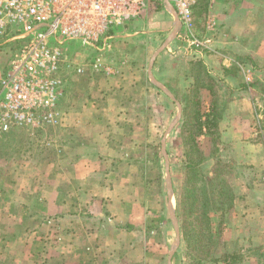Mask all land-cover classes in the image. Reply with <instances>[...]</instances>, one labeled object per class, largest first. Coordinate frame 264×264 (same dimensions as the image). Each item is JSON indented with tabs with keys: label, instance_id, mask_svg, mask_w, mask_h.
Masks as SVG:
<instances>
[{
	"label": "rangeland",
	"instance_id": "1",
	"mask_svg": "<svg viewBox=\"0 0 264 264\" xmlns=\"http://www.w3.org/2000/svg\"><path fill=\"white\" fill-rule=\"evenodd\" d=\"M168 3L173 6V0H149L139 15L108 30V46L104 48L103 41L97 48L83 47L78 41L68 43V56L84 58L86 63L102 52L112 72L86 70L73 76L55 122L39 128L17 126L0 133V209H13V224L23 221L25 227H34L38 218L20 209H53L51 202L58 195L55 185L61 181L67 184L75 174L87 170L98 174L104 187L112 185L114 179L119 180L118 185L129 183L131 196L137 195L135 199L144 203L142 216L148 219L145 237L151 245L137 249V259L141 260L135 264H167L171 247L173 264L212 261L221 247L222 225L217 212L230 205L216 194L210 198V221L217 230L210 257L199 262L182 238L175 241L166 161L172 207L181 227L188 221L184 222L179 205L185 188L183 121L188 131H194L199 116L213 110L221 117L234 96H248L255 112L252 125L256 133L249 139L264 142V0H196L190 30L180 29ZM160 47L150 69L151 57ZM12 49L10 43L0 44V78ZM198 50L216 56L219 75L211 73L200 54L197 56ZM227 77L229 81L235 78L236 84L230 85ZM196 139L202 149V173L217 171L228 192L240 173L260 174L257 168L243 164L240 150L233 146L235 140L218 129ZM260 187L264 189V185ZM96 197L91 199L93 209ZM83 199L76 193L77 201ZM41 215V220L52 226L51 214ZM0 218H5L4 213ZM11 250L14 255L27 253L17 245ZM36 250L35 245L31 254ZM106 253L111 259L119 257L120 250ZM131 257L126 254L121 261L120 256L119 264L134 263ZM142 257L144 262H140Z\"/></svg>",
	"mask_w": 264,
	"mask_h": 264
},
{
	"label": "crops",
	"instance_id": "2",
	"mask_svg": "<svg viewBox=\"0 0 264 264\" xmlns=\"http://www.w3.org/2000/svg\"><path fill=\"white\" fill-rule=\"evenodd\" d=\"M172 7L174 10V6ZM174 11H172L173 15ZM199 54L211 73L213 71L218 73L219 64L215 61L216 56L201 50H198L197 56ZM247 75V79L251 78L250 74ZM225 80L230 85L236 84L235 78L229 81L227 77ZM212 112L213 110L200 116L201 119ZM254 118L251 99L239 95L234 96L228 109L217 120L216 129L235 140L233 146L240 150L243 164L257 168L260 174L253 177L240 173L235 177V186L230 190L229 209L217 212L220 214L219 221L222 225L221 247L214 253L212 261L207 264H264V189L260 187L264 185V142L249 139V136L255 137L256 134L252 125ZM85 167H88L86 159ZM91 171L94 172L93 169ZM169 176L171 178L170 173ZM97 177L98 174L88 173L86 170L79 176L75 174L72 179L67 180V184L64 181L57 183L55 186L58 195L51 202L53 209H39L34 212L29 207L20 209L21 213L32 212L38 218L34 227H25L23 221L19 223L16 221L13 224V209H6L5 212L0 209V217L3 213L5 215L3 220L0 218V263L119 264L120 259L123 261L126 254H132L131 258L134 262L132 264L141 260L140 257L137 259V249H145L147 245H151V241L145 237L148 219L146 220V215L142 216L144 203L140 199H135V197L139 198L137 195L131 196L129 183L123 186L119 182L118 185L119 180L114 179L112 185L104 187ZM132 188L134 189L133 186ZM54 192L55 187L52 195ZM76 193L84 196L82 202L76 200ZM94 195L97 197L93 209L90 203ZM171 196L169 209L173 208ZM48 213L52 216V226L41 220L43 216L41 214ZM46 227L48 231H45ZM178 227H180L179 223ZM211 228L213 233L217 230L213 220ZM16 245L27 253L14 255L11 248ZM35 245L37 253L31 254ZM171 248L166 259L167 264H173L174 251L171 253ZM114 250L117 252L120 250L119 257L122 258L106 257V252ZM144 260L143 258L140 262Z\"/></svg>",
	"mask_w": 264,
	"mask_h": 264
},
{
	"label": "built area",
	"instance_id": "3",
	"mask_svg": "<svg viewBox=\"0 0 264 264\" xmlns=\"http://www.w3.org/2000/svg\"><path fill=\"white\" fill-rule=\"evenodd\" d=\"M148 1L0 0V44L13 45L0 78V133L55 122L73 76L86 70L112 72L102 52L86 63L68 56L66 46L71 41L90 48H97L100 41L103 48L108 46V30L139 15ZM195 2L173 0L177 21L186 30L193 25Z\"/></svg>",
	"mask_w": 264,
	"mask_h": 264
},
{
	"label": "trees",
	"instance_id": "4",
	"mask_svg": "<svg viewBox=\"0 0 264 264\" xmlns=\"http://www.w3.org/2000/svg\"><path fill=\"white\" fill-rule=\"evenodd\" d=\"M218 116L215 111L202 120L199 116L194 131H188L187 122L183 121L185 164L184 197H179V205L186 225L180 227L185 246L192 249L199 262L210 257L214 244V233L209 216L210 198L215 194L226 199L230 204L231 195L217 171L204 175L200 170V155L202 154L196 137L201 134H211L217 127ZM186 216V218H185Z\"/></svg>",
	"mask_w": 264,
	"mask_h": 264
},
{
	"label": "water",
	"instance_id": "5",
	"mask_svg": "<svg viewBox=\"0 0 264 264\" xmlns=\"http://www.w3.org/2000/svg\"><path fill=\"white\" fill-rule=\"evenodd\" d=\"M168 7H169L172 11H174L172 5H170L169 3H168ZM174 15H176V14H175V11H174ZM175 18L177 19V16H176ZM178 24H179V26H180V23H179V22H178ZM176 32H177V31L175 30L174 33H176ZM161 49H162V47H160L159 49H157V51L152 55V57H151V61H150V65H149V68H150V69H151V65H152V63H153V61H154V59H155L157 53H158ZM152 79H153V78H152ZM154 82L156 83V85L162 87V89H164V91H165L168 95H170V97H172L171 94H170L165 88H163V86H162L160 83H158V82L155 81V80H154ZM178 106H179V113H180V105L178 104ZM170 127H172V125H171ZM166 134H167V133H166ZM165 139H166V135H165ZM164 142H165V140H164ZM164 142H163V143H164ZM163 145H164V144H163ZM163 153H164V155H166L164 149H163ZM166 178H167V183H168L167 191H168V195H169V199H170V196H171V183H170V176H169V171H168V164H167V161H166ZM169 210H170V215H171V218H172L173 224H174L175 229H176V237H175V241H176V242H179V240H180V233H179V227H178L177 218H176V215H175V213H174V211H173V208L170 207ZM173 251H174V247L171 248V253H173Z\"/></svg>",
	"mask_w": 264,
	"mask_h": 264
}]
</instances>
